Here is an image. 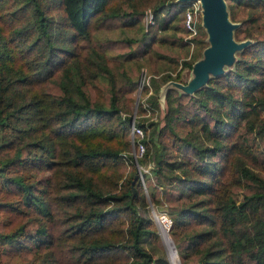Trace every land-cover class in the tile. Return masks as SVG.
<instances>
[{
  "label": "trees",
  "instance_id": "obj_1",
  "mask_svg": "<svg viewBox=\"0 0 264 264\" xmlns=\"http://www.w3.org/2000/svg\"><path fill=\"white\" fill-rule=\"evenodd\" d=\"M134 4L0 0V182L18 192L19 198L6 205L38 223L34 235L25 233L24 223L0 232V244L21 245L20 236L31 238L39 264H59L48 230L59 207L74 210L66 237L57 239L59 246L69 245L72 264H170L165 254L155 257L145 246L158 232L139 175L133 183L136 168L121 184L120 177L104 171L109 162L123 159L120 148L105 140L125 135L131 116H122L125 105L91 28L95 19L111 27L139 23L142 10ZM188 4H152L155 22L146 28L158 23L164 34L153 41H170L184 56L194 44L190 59L183 61L191 68L208 44L203 36L184 38L189 31L178 13ZM228 8L239 23L236 33L250 43L232 66L193 93L169 86L165 124L152 121L153 136L159 126V137L191 148L196 159H169L163 142V157L150 169L159 185L174 183L176 192L165 188L167 207L151 193L173 219L169 232L181 264H264V0H228ZM157 48L149 55L157 53L166 66L178 65V55ZM171 80L181 81V74L152 81L148 99L154 108H160L161 89ZM100 81L109 85L110 105L89 93L88 87ZM222 162L231 169L229 177H222ZM103 179L108 187L97 183Z\"/></svg>",
  "mask_w": 264,
  "mask_h": 264
},
{
  "label": "rangeland",
  "instance_id": "obj_2",
  "mask_svg": "<svg viewBox=\"0 0 264 264\" xmlns=\"http://www.w3.org/2000/svg\"><path fill=\"white\" fill-rule=\"evenodd\" d=\"M226 2L228 8V0H226ZM159 3L160 0H136V4L134 5L142 10L140 11L142 14L140 16V20L138 21L139 23L133 24L132 26H122L121 24L115 23V26L111 27L108 24L99 23V21L95 19L92 23L91 35L96 43H101L103 45L102 52H104L108 57V63L113 71L114 80L118 88V98L126 108L124 112H122V116H131V127L129 131L125 133L126 136L122 135L117 138L118 140H105L107 141L105 144L120 148L119 153L123 155V159L119 162V164L109 162L104 168V171H107V174H114L115 176L120 177L119 182L121 184L130 178V176L133 174L134 168H136V171L139 173L140 179L142 181L143 189L145 190V199L148 203L149 213H151L153 220L155 221L158 232V236L151 235L148 237L147 241L145 242V246L155 257L165 254L169 261L171 258L173 264H178V261L173 254L174 251L172 249V243L169 239H167L169 241L165 243L163 236L160 233L158 224V218H163L166 216L164 219L167 221L169 229L173 223V219L164 208L161 209L158 207L159 204L156 202L157 199H155L151 193L152 191L155 192L160 199L161 205L167 207L170 202L165 196V188H172L171 191L176 192V190L173 188L174 183L169 186V182L166 181V187L159 185L160 183L158 182V177L154 175L150 169L155 165L156 160L163 157V142H166L167 148L170 149V154L167 156L169 159H180L185 157L189 162H196L195 157L191 153V148L186 150L184 146H174L175 143L173 144L172 139L168 138L166 135H160V137L158 135L160 127L165 124V90L169 86H174L183 91V88L176 85H187L193 78V67H184L183 61L190 59L194 44L190 42V53L187 56H184L185 54L182 53L183 51H179L177 46L174 47V45H171L170 41H153L155 36H162L164 32L161 31V28H157L158 23L155 24L151 30L150 28L147 30L145 15L147 10H154L153 6ZM184 11V9L179 10L178 14L181 20H184ZM168 15L169 14H167V16ZM128 17H130V15ZM229 17L231 19L230 11ZM200 19V23L203 24V15ZM238 27H236L233 31V37L236 41L241 42L243 41L241 39V33H236V29ZM198 29L199 31L196 36H203L207 38V44L210 46L211 42L209 40L207 28L204 27L201 29L199 26ZM184 38L186 40H190L188 33L184 35ZM86 41L87 40H83L82 44L87 46ZM146 44H149L150 46L149 52L145 51ZM155 46H158L157 49L161 52H167L168 56L170 57L174 58L176 55H178V58L176 59L178 65L176 64L166 66V62L164 63V61L157 56V53L155 55H149ZM238 51L240 50H237L234 54L236 58ZM131 52H134L135 56L133 58L127 59L129 57L127 54H131ZM203 57L204 54L198 60H201ZM168 60L170 61V59ZM225 65V68L230 67L229 63H226ZM169 73L173 76H176L180 73L181 81L171 80L163 85L159 98L161 106L160 108H154L148 99L149 95L152 93V81L154 79L159 81L163 75ZM135 81L138 83L135 87H133V82ZM51 88L55 90L56 87ZM88 90L94 100H100L106 105H110L112 93L107 82L100 81L96 83V85H90ZM152 121L160 123V127L158 126L155 136H153L154 126H152ZM141 124H144V126H141ZM134 125L139 126L142 129L143 134L134 131ZM95 141L99 142L102 140L101 138H97ZM140 142L144 144V151H141L139 148ZM208 144H210V142H208ZM125 155L133 157L129 158ZM141 158H146V161L140 163L139 160H141ZM221 165L224 167L222 177L224 175L229 177L231 174V169L229 168L230 170H227L225 167L226 163L224 162H222ZM97 183L103 187H108L109 185L108 181L105 179L99 180ZM16 198H19L17 190L12 189L10 191L6 187H3L0 182V232L10 233L20 224L24 223V230L28 236L36 234L38 223H36V220H34L32 216L30 217L29 215L27 216L25 214L18 213L17 211L13 210L12 207L6 205V201H12ZM57 212L58 216L53 222L50 223L48 228L50 231L49 238L52 240L51 250H53V258L59 264H72L69 245L59 246L57 239H64L66 237L64 229L67 227L68 222L73 220L74 210L70 209L66 213L61 207H59ZM19 240L22 242L21 245H18L17 243L7 245L0 244V264H39V262H41V257L38 255V253H36L35 248H33V251H31L30 246H33L31 243V238L27 236H20ZM172 262L170 261V264H172Z\"/></svg>",
  "mask_w": 264,
  "mask_h": 264
},
{
  "label": "water",
  "instance_id": "obj_3",
  "mask_svg": "<svg viewBox=\"0 0 264 264\" xmlns=\"http://www.w3.org/2000/svg\"><path fill=\"white\" fill-rule=\"evenodd\" d=\"M180 1L190 2L193 0ZM201 2L203 6V26L207 28L211 45L204 49V57L194 63L192 80L187 85H176L183 88V91L186 93H193L198 88L207 84L212 75L217 76L224 73L226 63H229V66L234 64L236 60L235 52L250 43L248 39L241 42L234 39L233 31L239 26V23L233 22L230 19L226 0H201ZM138 175L139 173L135 174L133 183L138 178ZM169 229L168 233L170 234ZM170 239L178 255L179 263L181 264L177 248L171 235Z\"/></svg>",
  "mask_w": 264,
  "mask_h": 264
},
{
  "label": "built area",
  "instance_id": "obj_4",
  "mask_svg": "<svg viewBox=\"0 0 264 264\" xmlns=\"http://www.w3.org/2000/svg\"><path fill=\"white\" fill-rule=\"evenodd\" d=\"M184 21L185 25L189 31L188 37L193 38L198 34V21L203 15V6L201 0H193L190 1L189 4L184 8ZM146 25L153 24L154 20V13L151 9L147 10L146 15ZM134 131H137L140 134L142 133V129L139 126H133ZM139 148L141 151H144L145 147L143 143H139ZM164 216L163 218H165Z\"/></svg>",
  "mask_w": 264,
  "mask_h": 264
},
{
  "label": "bare ground",
  "instance_id": "obj_5",
  "mask_svg": "<svg viewBox=\"0 0 264 264\" xmlns=\"http://www.w3.org/2000/svg\"><path fill=\"white\" fill-rule=\"evenodd\" d=\"M159 219V230H160V233L162 234L163 236V239L165 241V243H167L169 240L170 242L172 243L171 239H170V234L168 233V224H167V221L164 219V218H158ZM169 239V240H167ZM172 249H173V254H174V257L177 259L178 261V264L179 263V258H178V255L177 253L175 252V249L173 248V245H172ZM169 254V252H168ZM170 258V256H169ZM171 259V258H170ZM172 261V260H171ZM173 264V262H172Z\"/></svg>",
  "mask_w": 264,
  "mask_h": 264
}]
</instances>
